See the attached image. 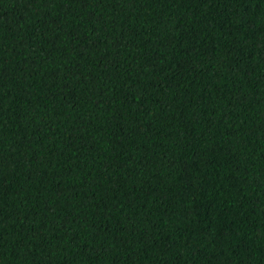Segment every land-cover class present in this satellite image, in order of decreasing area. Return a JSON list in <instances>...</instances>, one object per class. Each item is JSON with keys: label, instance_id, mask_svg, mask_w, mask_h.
Here are the masks:
<instances>
[{"label": "trees", "instance_id": "trees-1", "mask_svg": "<svg viewBox=\"0 0 264 264\" xmlns=\"http://www.w3.org/2000/svg\"><path fill=\"white\" fill-rule=\"evenodd\" d=\"M0 264H264V0H0Z\"/></svg>", "mask_w": 264, "mask_h": 264}]
</instances>
